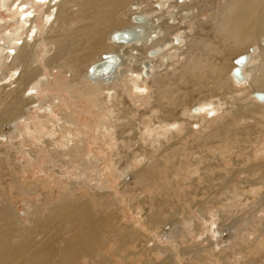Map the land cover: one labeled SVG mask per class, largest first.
Here are the masks:
<instances>
[{"label":"rangeland","instance_id":"374dc122","mask_svg":"<svg viewBox=\"0 0 264 264\" xmlns=\"http://www.w3.org/2000/svg\"><path fill=\"white\" fill-rule=\"evenodd\" d=\"M16 1H11L13 10H16ZM221 2L225 3L224 0ZM39 6L42 9L46 5ZM16 18L0 9V23H7L8 29L10 27L12 30L18 25ZM209 20L210 13H205L196 20L186 21L188 31L193 32L194 36L197 32L207 34L209 39H217L224 44L216 28L197 31L195 22L205 23ZM20 22L23 21L20 19ZM25 23L29 24L30 21ZM43 25L40 20L39 26ZM206 25L209 28L210 24ZM27 28L25 24L23 29ZM44 35V32L40 34ZM25 36H21L22 40ZM174 37H180V33ZM193 39L190 37L182 41V50L173 57H165L170 48H164L154 76L161 74L168 79L170 74L180 73L186 53L194 51L186 47ZM248 43L240 48L245 49ZM212 45L216 46L215 43ZM253 48L256 50L254 56L258 57L252 61L250 68L258 66L260 61L259 48ZM40 53L37 61L44 73L31 87L38 102L30 108L28 119L17 122L15 129L26 134L28 124H39L36 117L43 115L44 109L51 108L49 117L55 126L59 128V125H64L65 130L73 131L74 143L79 149L73 153L76 158L63 157L66 162L63 164L45 150L37 151L36 161L29 163L24 150L34 148L37 143L34 138L26 137V142L20 146L24 153L20 152V147L8 148L15 153L16 163L25 168V174L21 177L22 186L32 191L39 186V192H18L15 189L9 174L18 175V167L13 160L11 162L8 154L1 153L0 199L23 221L36 207L42 206L43 210H47L65 197L73 200L74 204H86L97 215L108 218L109 224L100 232L103 239L95 242L94 255H83L75 264H264V107L259 115L251 113L255 108L252 96H249L253 87L241 83L232 88L227 74L223 81L216 83L204 72H197L198 76L192 80L200 81L202 94L198 93L195 82L190 81L194 85L191 94H199L201 98L217 94L211 102L218 100V97L223 105L214 107L216 111L213 106L206 111L205 106H200L203 111L197 114L199 118L177 122L171 127V132L168 125L163 124L159 130L167 134H161L164 138L160 135L156 138V134L150 133L146 127L159 125L156 118L159 113L152 108L158 97L155 94L157 90L150 85L154 79L152 73L148 83L141 82V74L135 68L128 69L126 76L119 75L118 79L123 84L139 79L143 85L141 89L132 84L129 90L122 87L114 93V90H110L113 95L105 91L98 96H84L76 87L66 90V77L62 70L45 66L46 58ZM203 59L208 61L214 58L206 55ZM217 61V68H221L224 74L226 69ZM128 65L132 66L134 62L128 60ZM49 78L52 80L47 81ZM52 98L54 101H50ZM148 100L150 103L145 104ZM240 105L247 107L244 109L245 115L241 117V122L232 123L231 128L237 134L242 133L240 138L244 141L221 142L217 141L216 136L204 139V134L210 131L217 133L220 124L228 119L230 112L227 110ZM255 117L260 118L259 123ZM247 125L251 126L248 131L245 130ZM46 126L41 124L38 127L45 135L50 130ZM187 128H190V133H187ZM4 130L9 131V126H4ZM172 133L174 137H170ZM65 136V133L58 134L55 146L65 145ZM7 137L0 138V152L8 147ZM20 137L13 141H18ZM151 138L155 139L154 144ZM173 144L172 148L169 147ZM153 156H159V159ZM145 165H151L156 174L150 184H143L138 177L139 169ZM75 199L81 200L80 203Z\"/></svg>","mask_w":264,"mask_h":264},{"label":"bare ground","instance_id":"6f19581e","mask_svg":"<svg viewBox=\"0 0 264 264\" xmlns=\"http://www.w3.org/2000/svg\"><path fill=\"white\" fill-rule=\"evenodd\" d=\"M11 1L0 0V9L17 17L18 20V25L12 30L10 27L8 29L7 23H0V138L6 136L9 138L8 147L1 151L0 155L8 154L11 162L13 160L18 167V175L9 174L18 192L32 190L22 186L21 177L25 174V168L16 163V155L13 151L11 153L9 147L19 148L26 142V137L34 138L37 143L33 149L24 150L20 147V152L24 150L28 154L29 163L36 161L37 151L45 150L53 159H58L57 161L63 164H66L63 157L76 158L73 153L77 148L79 149L75 146L73 131L65 130L64 125H59V128L55 126L52 118L49 117L51 108L44 109L43 115L36 117L43 122L41 124L49 127L46 126L50 129L47 135L38 129L40 122L35 125L28 124L25 129L26 134L15 129L17 122L28 119L30 108L38 102L31 87L40 74L44 73L37 61L40 52L46 58L45 66L62 70L66 77V90L76 87L84 96H98L106 93L105 91L111 95L110 90H114L113 93L118 91L119 87L129 90L132 84L141 89L143 85L140 84L139 79H132L133 81H126L127 83L123 84L118 79L119 75L126 76L128 69L135 68V71L141 74V82L148 83L152 77L150 74L154 76L153 72L154 69L156 70L163 49L170 48L169 53H165V57L179 55L182 50L181 42L194 37L186 44V47L194 51L188 50L189 52L186 53V61L180 73L170 74L171 77H167L168 79L156 74L150 83L158 92H154L158 97L152 108L154 107L159 113L156 117L159 125H147V130L152 134L155 133L158 138L163 134L159 130L163 124L168 125V130L171 132L173 124L188 122L189 118H199L197 114L203 111V108L200 110V106H205L206 111L210 106L217 108L223 105L218 97V100L211 102L217 94H209L207 98H201L199 94H191L194 85H191L190 81L195 82L198 93L202 94L200 81L198 83L192 80L200 71L214 79L216 83L223 81L227 74L232 88H236L237 84L241 85V83L248 84L249 88L253 87L249 93L252 98H249L254 102L255 108L251 113L259 115L263 111L260 109H263L264 102L258 100L254 94L264 93V0H224V4L222 0H17L14 4L16 10L11 9ZM39 4L46 6L39 9ZM41 11L44 12L40 14ZM205 13H210V20L205 23L195 22L197 31L216 28L224 44L217 39H209L207 34L197 32L194 36L193 32L188 31L186 21L196 20ZM19 18L24 23L30 21L29 24L25 23L28 26L27 30L23 29L25 24L23 25ZM40 20L44 24L42 27L39 26ZM206 24H210L209 28ZM42 32L45 33L44 36H40ZM176 33H180V37H174ZM23 34L26 36L22 40ZM114 35L120 40H115ZM246 42L251 43H248L245 49L240 48ZM253 46L259 48L260 61L258 66L250 68L252 61L258 57L254 56L256 50ZM234 51L237 53L235 54ZM206 55L215 60L205 61L203 58ZM243 55H246L247 61L236 64L235 60ZM128 60L134 62V65H128ZM216 60L218 65L226 69L224 74L221 68L220 70L217 68ZM105 61L107 63L102 65L100 70H97L99 67L94 68ZM237 66L241 67V79L236 78L232 73ZM49 80L52 79L49 78L47 81ZM107 83L109 85H105ZM149 103V100L145 102V104ZM246 108L240 105L236 109L227 110L230 112L228 119L224 124H220L217 133L210 131L204 134V139L216 136L217 141L221 142L244 141L240 138L242 133L237 134L231 127L232 123L243 120L241 117L245 115ZM261 116L263 117V114ZM255 120L260 122L258 117H255ZM66 121L70 120L66 119ZM120 124L117 126H122ZM4 126H9V131H5ZM188 129L190 128H187V131ZM250 129L251 126L247 125L245 130ZM190 132L191 130L187 133ZM62 133L66 134L67 143L57 147L55 145L58 143V134ZM170 135L172 137L173 133ZM19 137L21 139L13 141ZM153 139L151 138L152 141ZM174 145L169 147L172 148ZM53 146L55 147L52 148ZM153 157L159 159V156ZM139 170L138 177L143 184H150L155 179L156 174L151 165H145ZM38 187L36 186L32 192H39ZM42 210V206L36 207L23 221L18 213L0 199V264H75V261L83 255L93 254L96 250L95 242L103 239L100 232L109 224V219L104 215H97L86 204L82 206L78 203L74 204L73 200L67 197L51 205L47 210Z\"/></svg>","mask_w":264,"mask_h":264},{"label":"water","instance_id":"95a60500","mask_svg":"<svg viewBox=\"0 0 264 264\" xmlns=\"http://www.w3.org/2000/svg\"><path fill=\"white\" fill-rule=\"evenodd\" d=\"M114 39L115 40H120L117 35H114ZM246 61H247V57H246V55H243V56H240L237 60H235V63L236 64H240V63H244ZM106 63H107V61H105L103 63H99L94 68H98L99 67L97 70H100L102 68V65H105ZM232 73H233V75L236 78H238V79H241L242 78L241 67L240 66L235 67L233 69V72ZM254 96L257 97L258 100L264 102V93H258V92H256L254 94Z\"/></svg>","mask_w":264,"mask_h":264}]
</instances>
